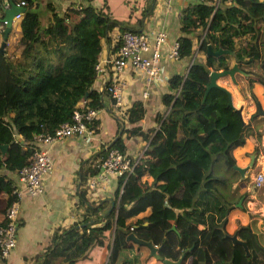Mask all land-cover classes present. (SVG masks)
<instances>
[{
    "label": "trees",
    "instance_id": "obj_1",
    "mask_svg": "<svg viewBox=\"0 0 264 264\" xmlns=\"http://www.w3.org/2000/svg\"><path fill=\"white\" fill-rule=\"evenodd\" d=\"M24 1L17 51L2 53L5 80L0 92V144L6 147L4 152L0 150V168L13 173L30 160L37 148L13 138V132L19 128L20 112L32 106L37 117L36 132L50 133L70 118L82 100L93 108L104 106L105 88L99 91L92 87L102 41L115 26L119 32L135 29L110 17L103 10L104 2L97 7L91 0H84L63 8L46 2L40 16L34 0ZM187 2L178 16L177 57L192 59L184 74L169 78L172 91L161 96L166 110L156 113V124L150 132H141L138 127L124 126L143 115L141 102L134 101L126 108L125 120L115 115L117 130L113 140L107 146H100L92 156V160L102 159L111 148L125 153L123 132L138 133L148 140L131 171L116 174V208L101 217L103 203L94 207L86 204L80 220L52 232L41 264H74L96 245L105 246L104 264H139L141 260L143 264L149 260L162 264V258L175 261L182 252L181 264L187 257L191 259L190 264H247L248 260L250 264H264V216L248 212L246 191L234 202H227L214 186L225 182L223 175L215 173V162L222 159L226 166H233V151L245 143L246 136H254L255 153L260 149L261 133L251 124L254 114L246 121L240 120L234 107L227 104L226 93L218 87H211L202 97L209 71L228 67L225 54L206 55V45L232 51L235 60L240 62L247 48L236 47L235 37L256 36V26L264 21V2ZM137 24L139 27L140 20ZM113 39L115 53L119 42ZM96 124L95 117L92 128ZM92 160L79 174L81 181L86 173L97 172L98 164ZM145 174L151 176L150 182L141 180ZM14 186L0 175L5 206L14 197L11 192ZM239 198L240 205H236ZM147 206L152 210L149 215L135 217ZM166 206L174 211V228L161 218ZM235 230L238 238L245 240L248 255L240 244L224 236ZM129 232L158 246L159 258L148 252L141 260L137 254L120 257L128 244L147 251L144 245L126 240Z\"/></svg>",
    "mask_w": 264,
    "mask_h": 264
},
{
    "label": "crops",
    "instance_id": "obj_2",
    "mask_svg": "<svg viewBox=\"0 0 264 264\" xmlns=\"http://www.w3.org/2000/svg\"><path fill=\"white\" fill-rule=\"evenodd\" d=\"M12 1L17 2V0ZM187 1L192 0H168L167 4L161 0H119L122 11L116 13L113 0L109 1L110 4L107 3L108 0H105L103 10L107 11L110 17L126 21L131 26L138 25L137 20H140L141 30L146 32L163 29L166 33V41L162 47L164 53L165 49L180 34L178 14L181 8L188 3ZM46 2H52L57 8H63L67 4L81 3L84 0H34L33 4L37 8L44 9ZM91 3L100 7L102 0H91ZM1 5L2 3H0V18L3 15V6ZM20 18V16L15 17L12 21L11 29L2 52H0V92L5 80L2 53L8 54L17 51ZM256 27L258 32L257 34L253 33L256 35L254 38H249V34L235 37L234 45L236 47L246 46L247 48L240 62L235 60L232 51L231 54H225L228 67L235 62L241 70V72H234L235 82L228 75H222L216 79L218 84L229 91L232 105L234 108H239L242 120L246 121L251 114H254L251 124L261 133L260 149L257 153L253 151L256 143L253 135L246 136L245 143L233 151L235 165L247 166L243 174L232 166H226L222 159L215 162L214 171L219 175H223L225 182L223 184L214 183V186L221 192L227 202H234L240 193L249 188L250 184L252 185V178L256 172L251 174L252 171H249V169H254L258 163L261 164L258 170L264 168V21L258 23ZM118 32L119 29L116 26L113 27L108 32L107 38L102 41L97 61H100L103 67L102 70L96 72L92 82V87L99 91L103 90L109 71L106 60L110 59L114 53L113 38ZM1 41L0 25V44ZM195 53L196 49H194ZM191 59L192 57L161 58L159 78L149 83L146 82L143 70H134L131 67L123 68L120 75L125 80L122 93L125 105L130 106L134 101H140L144 108L142 117L134 123H125V127L135 126L141 132H150L154 128L156 113L166 110L161 96L172 91L169 78L174 74H184ZM102 98L104 106L98 108L97 124L95 128H92L89 135L74 134L49 143L36 140L38 133L36 132L38 128L37 117L32 106L29 105L20 112L19 128L13 132V138L23 144L32 143L38 149L44 150L50 159L51 167L41 177L42 186L38 194L30 196L24 191L20 194L15 244L7 257L1 259L2 264H30L33 260L44 255L50 243V236L55 229H64L73 222L80 220L83 212H85L86 204L94 207L103 203L100 208L102 217L106 215H102V211L109 205L107 199L111 198L115 201L114 188L117 177L115 173L107 172L103 182L94 188L88 186L89 177L93 174L86 173L83 181H81L79 175L88 166L99 147L107 146L113 140L117 130L115 106L105 91ZM121 138L125 146L124 154L132 158L139 157L148 143L146 137L138 133L126 135L123 132ZM251 154L253 155L252 162L250 161ZM100 160V158H95L92 161L98 164ZM262 171L264 173V170ZM0 175L4 179H9L13 185L21 186L16 172L13 173L0 168ZM246 176H250L248 184L243 180ZM141 180L150 182L152 178L145 174L141 177ZM252 187L255 186L252 185ZM0 203V220H3L4 208L2 211V207H5V199L2 191H0ZM258 207L264 214V204ZM151 212V207L147 206L138 212L135 217L147 216ZM173 215V209L166 206L161 218L164 223L173 225ZM91 220L92 218L88 222L91 223ZM198 227H202V225H198ZM147 252L148 249L146 251L142 247L137 248L135 244H128L121 250L120 257L137 254L138 259L141 260L145 259ZM105 253L107 255L103 245L90 247L87 250L86 257L78 259L74 264H104L106 261ZM182 255L183 252L180 254V261ZM190 261V257H187L183 264H190ZM147 263L154 264L151 260ZM139 264H143L142 260L139 261Z\"/></svg>",
    "mask_w": 264,
    "mask_h": 264
},
{
    "label": "built area",
    "instance_id": "obj_3",
    "mask_svg": "<svg viewBox=\"0 0 264 264\" xmlns=\"http://www.w3.org/2000/svg\"><path fill=\"white\" fill-rule=\"evenodd\" d=\"M161 1H164L165 4L168 3V0ZM0 3H2V8L9 5L8 0H1ZM15 3L22 6L26 4L24 0H17ZM19 15L20 13H17L15 16ZM114 38L119 43L116 52L113 53L110 59L106 60V63L109 64V71L103 87L115 106L116 115L125 120L127 105H125L122 94L125 80L120 75L123 68L131 67L134 70H143L148 83L152 80H158L161 58H177L179 45L178 41L174 40L163 53L162 47L166 41V33L163 29L154 32L125 29L118 32ZM102 67L100 61H97L94 66L95 74L102 70ZM97 113L98 108L87 106L82 100L72 110L69 119L61 122L50 133L38 132L36 140L49 143L74 134L89 135L92 132V120L97 116ZM135 162L136 158L134 159L115 148L109 149L105 157L99 161L98 171L89 177L88 186L94 188L101 184L107 172L117 175L127 174L131 171ZM50 167L51 162L47 153L36 148L30 160L17 169L16 174L21 186H14L12 189L11 192L14 197L6 204L3 220L0 224V264H2L1 259L7 257L15 244L20 194L23 191L30 196L38 194L42 186L41 177ZM263 179V171L258 170L252 178V185L258 187Z\"/></svg>",
    "mask_w": 264,
    "mask_h": 264
},
{
    "label": "water",
    "instance_id": "obj_4",
    "mask_svg": "<svg viewBox=\"0 0 264 264\" xmlns=\"http://www.w3.org/2000/svg\"><path fill=\"white\" fill-rule=\"evenodd\" d=\"M262 1L264 2V0H262ZM8 3H9L8 7H4L3 8V15L0 18V22L2 23V28H1L2 41H1V44H0V52H2L5 40H6L7 35L9 33L10 29H11V24H12V21L14 20V18H15V15L17 13H22L24 11V9H25L24 6L18 5L12 0H9ZM124 23L127 24L129 27L131 26V24L127 23L126 21H124ZM132 28H137V25L135 24L134 26H132ZM138 30H141V27L138 28ZM226 53L227 54H231L232 52L227 50V49H225V48H221V47H217L216 49H213L209 44H207L206 47H205V54L206 55L207 54H211L213 56H218L220 54H226ZM263 66H264V63H263ZM235 71L241 72V70L238 68V66H237V64L235 62L232 63L231 66H229L227 68H223V69H219V70H213V69L210 70L209 71V81H208L207 85L205 86V89H204L202 97L204 98V96L206 95L207 91L211 87H218V88H220L221 90H223L226 93V95H227V104L229 106L233 107L229 91L224 86L218 84L216 82V79L219 76L228 75L231 78V80L233 82H235V79H234V76H233ZM234 110L237 113V115L240 118V120H242L239 108H234ZM118 132H120V131H118ZM5 147H6L5 144H0L1 152H4ZM250 157H251L250 161L252 162L253 155L251 154ZM232 167L235 170H237L239 173H241V174H243L244 170L247 168V166L240 167V166H237L235 164ZM240 200H241V198H239L237 200L236 205H240ZM107 201H108L109 205H108V207L105 208L104 211H102V215L107 214L112 208H116L118 198L115 199V201L112 200L111 198H108ZM91 222H92V220H91ZM171 227L174 228L173 225H171ZM224 236L229 238L232 243L240 244L242 246L243 250H244L245 255L249 254L248 246H247L245 240L238 238L236 230L233 231L231 234H225L224 233ZM126 240H131L132 242H134L136 244L144 245L148 249V254L149 255H151V256H153V257H155L157 259L159 258L158 254L156 252L158 246L153 245L150 240H143L141 238H138L132 232H129L126 235ZM43 258H44V255H41L39 258L33 260L30 264H41ZM161 261H162V264H180V258L175 260V261H172V260H170L168 258H162ZM247 264H250L249 260L247 261Z\"/></svg>",
    "mask_w": 264,
    "mask_h": 264
},
{
    "label": "rangeland",
    "instance_id": "obj_5",
    "mask_svg": "<svg viewBox=\"0 0 264 264\" xmlns=\"http://www.w3.org/2000/svg\"><path fill=\"white\" fill-rule=\"evenodd\" d=\"M109 1L110 0H108L107 3H109ZM102 2L106 3L105 0H102ZM113 3L115 4V12L120 13L122 11V6H121L119 0H113ZM37 9H39L38 13L41 16L42 15L41 8L38 7ZM258 165H259V163L257 164V166L254 169L253 168L249 169V171H252L251 174L258 171L261 164L259 166ZM262 170H264V168ZM249 179H250V176H246V178L245 177L243 178V180L246 181L245 183H247V184L249 183ZM245 191H246L245 207L248 210V212L255 214L256 216L264 215L262 213L263 211L260 210V208L258 207L259 205L264 204V179L258 187L253 188L252 185L250 184V187L246 188ZM262 228L264 229V224L262 225Z\"/></svg>",
    "mask_w": 264,
    "mask_h": 264
},
{
    "label": "clouds",
    "instance_id": "obj_6",
    "mask_svg": "<svg viewBox=\"0 0 264 264\" xmlns=\"http://www.w3.org/2000/svg\"><path fill=\"white\" fill-rule=\"evenodd\" d=\"M20 17H21V13H20V15H19ZM15 17H18V16H15ZM1 23V22H0ZM137 27H138V25H137ZM1 28H2V24H1ZM139 28V27H138ZM136 29V28H135ZM135 29H133V30H135ZM138 30V29H137ZM136 30V31H137ZM106 92V91H105Z\"/></svg>",
    "mask_w": 264,
    "mask_h": 264
}]
</instances>
